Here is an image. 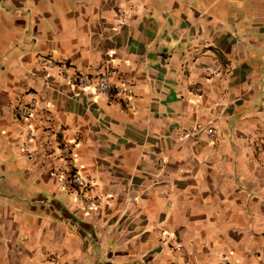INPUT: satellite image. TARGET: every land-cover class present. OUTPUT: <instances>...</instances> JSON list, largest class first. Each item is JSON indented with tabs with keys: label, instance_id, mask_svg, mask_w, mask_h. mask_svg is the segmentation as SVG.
Returning <instances> with one entry per match:
<instances>
[{
	"label": "crops",
	"instance_id": "crops-1",
	"mask_svg": "<svg viewBox=\"0 0 264 264\" xmlns=\"http://www.w3.org/2000/svg\"><path fill=\"white\" fill-rule=\"evenodd\" d=\"M0 264H264V0H0Z\"/></svg>",
	"mask_w": 264,
	"mask_h": 264
},
{
	"label": "built area",
	"instance_id": "built-area-1",
	"mask_svg": "<svg viewBox=\"0 0 264 264\" xmlns=\"http://www.w3.org/2000/svg\"><path fill=\"white\" fill-rule=\"evenodd\" d=\"M54 62L50 61L47 66L52 65ZM69 82L79 89H89L94 87L98 94L106 95L112 98L129 99L132 93L123 85L115 84L111 76L107 73L100 74L93 77L82 72H73L69 77ZM198 91V88H195ZM33 103L22 105L16 112V119L20 123H25L29 120L32 114ZM193 129L188 128L184 133L191 132ZM208 134L212 136L214 131L208 129ZM32 131L26 130L25 139L22 142V147L26 151L29 159H34L35 152L32 150ZM76 139L73 141L64 140L60 143V155L58 158V180L65 186L68 192H74L78 199H80L85 210L91 209L95 205V200L87 196V190L91 186L90 181L85 178L75 166L74 160V146Z\"/></svg>",
	"mask_w": 264,
	"mask_h": 264
}]
</instances>
